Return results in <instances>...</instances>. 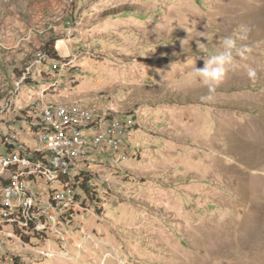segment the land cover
<instances>
[{
    "label": "rangeland",
    "instance_id": "rangeland-1",
    "mask_svg": "<svg viewBox=\"0 0 264 264\" xmlns=\"http://www.w3.org/2000/svg\"><path fill=\"white\" fill-rule=\"evenodd\" d=\"M44 2L25 45L0 13V151L46 89L130 114V154L70 180V223L2 227L0 264H264V0ZM228 36L252 52L202 101L195 69Z\"/></svg>",
    "mask_w": 264,
    "mask_h": 264
},
{
    "label": "built area",
    "instance_id": "built-area-1",
    "mask_svg": "<svg viewBox=\"0 0 264 264\" xmlns=\"http://www.w3.org/2000/svg\"><path fill=\"white\" fill-rule=\"evenodd\" d=\"M52 68L59 69V61ZM32 104L22 124L2 135L0 230L15 225L47 235L74 216L70 180L75 175L129 156L133 125L130 114L97 99L55 102L45 89Z\"/></svg>",
    "mask_w": 264,
    "mask_h": 264
},
{
    "label": "clouds",
    "instance_id": "clouds-1",
    "mask_svg": "<svg viewBox=\"0 0 264 264\" xmlns=\"http://www.w3.org/2000/svg\"><path fill=\"white\" fill-rule=\"evenodd\" d=\"M249 32L250 29L248 27L242 26L238 38L247 40ZM221 49L216 54H210L205 57L203 68L196 67L195 69L196 75L209 90V95L201 97L202 101L213 100L212 93L215 92L216 87L223 81L229 71L236 69L234 57L238 56L246 59L247 54L252 52L251 46L246 44L238 46L236 39L231 36L223 38ZM246 74L249 80L255 81L257 78L256 68L248 67Z\"/></svg>",
    "mask_w": 264,
    "mask_h": 264
},
{
    "label": "crops",
    "instance_id": "crops-1",
    "mask_svg": "<svg viewBox=\"0 0 264 264\" xmlns=\"http://www.w3.org/2000/svg\"><path fill=\"white\" fill-rule=\"evenodd\" d=\"M44 3L46 4L44 0H2L0 4V13L3 17L2 24L6 26L8 32L13 31V35H7V40L14 42L15 45H21V43L25 45L26 42H22L21 38L23 34L27 35L26 31L30 26L31 13L39 14L38 9H42L41 13L44 15ZM43 30L45 29L43 28ZM35 38L36 36H33L34 41Z\"/></svg>",
    "mask_w": 264,
    "mask_h": 264
},
{
    "label": "trees",
    "instance_id": "trees-1",
    "mask_svg": "<svg viewBox=\"0 0 264 264\" xmlns=\"http://www.w3.org/2000/svg\"><path fill=\"white\" fill-rule=\"evenodd\" d=\"M48 45H51V50H52V54L50 53V55L53 57V58H59L55 49H54V42H50V43H47L46 46L48 47ZM22 113H26L25 111H22ZM9 147H12V145H8ZM84 185V184H83Z\"/></svg>",
    "mask_w": 264,
    "mask_h": 264
}]
</instances>
